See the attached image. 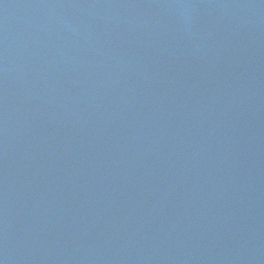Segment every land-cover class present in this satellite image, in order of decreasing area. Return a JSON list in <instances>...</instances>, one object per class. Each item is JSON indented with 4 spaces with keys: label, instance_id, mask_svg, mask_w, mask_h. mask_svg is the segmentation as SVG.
<instances>
[{
    "label": "water",
    "instance_id": "obj_1",
    "mask_svg": "<svg viewBox=\"0 0 264 264\" xmlns=\"http://www.w3.org/2000/svg\"><path fill=\"white\" fill-rule=\"evenodd\" d=\"M0 264H264V0H0Z\"/></svg>",
    "mask_w": 264,
    "mask_h": 264
}]
</instances>
